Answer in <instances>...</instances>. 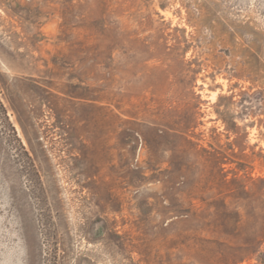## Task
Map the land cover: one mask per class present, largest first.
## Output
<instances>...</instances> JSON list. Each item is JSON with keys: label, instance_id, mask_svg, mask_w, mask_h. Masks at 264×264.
I'll use <instances>...</instances> for the list:
<instances>
[{"label": "rangeland", "instance_id": "rangeland-1", "mask_svg": "<svg viewBox=\"0 0 264 264\" xmlns=\"http://www.w3.org/2000/svg\"><path fill=\"white\" fill-rule=\"evenodd\" d=\"M0 264H264V0H0Z\"/></svg>", "mask_w": 264, "mask_h": 264}]
</instances>
